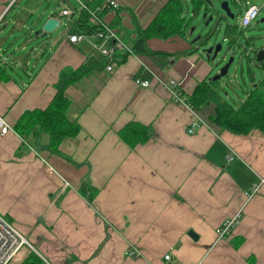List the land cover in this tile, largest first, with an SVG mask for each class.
<instances>
[{
  "label": "crops",
  "instance_id": "obj_1",
  "mask_svg": "<svg viewBox=\"0 0 264 264\" xmlns=\"http://www.w3.org/2000/svg\"><path fill=\"white\" fill-rule=\"evenodd\" d=\"M118 2L102 17L132 46L136 27L146 28L167 0ZM63 3L43 10L30 0H0V64L9 74L0 83V115L12 127L25 111L49 106L62 69L93 67L67 89L68 117L81 129L58 153L48 149L47 133L23 138L0 128V214L28 243L8 264H23L29 249L44 264H264V133L222 129L210 120L212 104L192 111L158 80L182 79L186 96L209 80L211 63L187 36L153 37L154 54L121 53L107 72L89 44L64 39L60 13L71 0ZM34 9L40 28L29 26ZM53 17L65 26L61 35L56 28L30 47L33 31L40 37ZM195 116L202 122L190 133ZM131 122L152 131L134 148L119 134ZM233 218L231 233L218 239L216 230Z\"/></svg>",
  "mask_w": 264,
  "mask_h": 264
},
{
  "label": "trees",
  "instance_id": "obj_2",
  "mask_svg": "<svg viewBox=\"0 0 264 264\" xmlns=\"http://www.w3.org/2000/svg\"><path fill=\"white\" fill-rule=\"evenodd\" d=\"M83 1L91 7L100 5L94 1ZM232 1L238 4V0ZM191 2L193 18L197 17L202 11H210L206 0H191ZM184 12L185 6L183 0H167L154 20L146 28H140L137 24V39L131 47L132 52L134 54H154L147 44L148 40L153 37L162 39L184 38L193 20L192 17L187 19L184 16ZM72 26L82 32H90L97 27L84 13L75 20ZM237 29V25H229L225 28V35L229 36L230 43L236 40L232 37V34ZM247 44V48L251 47L250 41H247ZM183 53L186 54L188 51ZM246 56L249 62L252 61L256 66L264 68V59L257 63L250 56ZM255 56H258L257 52H255ZM92 69L93 67L88 64H83L78 68L66 67L62 69L59 79L55 84L56 95L49 106L43 110L25 111L13 126L14 131L23 138L28 137L30 133H33L36 138H39L42 133H47L50 137L48 149L54 153H58L60 144L66 138L76 136L81 129L77 121H72L68 117V109L71 102L67 89L86 76ZM249 75L252 77L251 70H249ZM7 79H9V74L4 65L0 64V83ZM256 83L246 93L243 101L238 106H234L223 96L222 92L226 91V89L222 87L219 81L213 80L199 82L192 94L187 95V101L196 109L212 104L214 106V113L210 116V120L222 129L237 134H247L253 128H258L264 133V75ZM151 132L150 127L138 122H131L122 128L119 134L124 141L134 148L138 144L146 143L151 137ZM82 189L85 190V187ZM23 264L44 263L34 251L29 249L23 260Z\"/></svg>",
  "mask_w": 264,
  "mask_h": 264
},
{
  "label": "rangeland",
  "instance_id": "obj_3",
  "mask_svg": "<svg viewBox=\"0 0 264 264\" xmlns=\"http://www.w3.org/2000/svg\"><path fill=\"white\" fill-rule=\"evenodd\" d=\"M29 1V0H26ZM34 5H37L36 9H48L58 10L61 5H63V0L58 1H48V0H30ZM229 1V6L232 13L235 14V18L223 19L221 24L214 29L213 35L209 39V44L206 47L217 46L219 44L222 45V49L218 54V57L215 61H209L206 58V55L203 53V48L199 50V52L204 56L205 60L211 63L213 67V72L211 73L210 78L214 77L217 72L223 67L231 57H234V60L228 70V74L219 80L222 87L226 89L223 91V96L231 102L234 106L240 105L245 97L246 93L254 87L256 82L264 75V68L256 66L252 61L249 62L247 60V56L249 55L251 58L254 57L255 51L258 53L260 51H264V0H238V4H235L232 0H212L213 6L215 8H219L222 15L225 12L222 10L221 5L223 2ZM191 0H183V4L185 6L184 16L188 18H193L192 16V5ZM250 4H256L260 7V13L258 17L252 22V25L249 28L242 29L240 25L242 10L245 7H248ZM69 5V4H67ZM71 5L76 6L75 0H71ZM244 7V8H243ZM204 11L200 12V14L193 18L191 27L188 29L186 36L189 39L190 43L194 41V39L198 35L205 36L214 26L216 21L218 20V15L216 13H212L208 16H204ZM210 16H213V19L209 22L207 26L206 23L209 20ZM29 26L33 28L38 25V27L42 23V17H39L36 10L31 12L29 18ZM229 23L230 25H238V29L232 34L236 40L232 43L229 42V36L225 35V26ZM41 27V26H40ZM39 27V28H40ZM195 27V30L192 34H190V29ZM65 26L57 28L54 33L56 37H59ZM39 30L33 31V38L30 43V47L34 45H38L39 42H46L48 37H37L36 32ZM21 37H17L11 40L12 43H18ZM127 41H134L126 38ZM129 39V40H128ZM231 41V40H230ZM247 41H250L251 47L247 48ZM192 45V43H191ZM194 47H197V43L193 44ZM253 50H252V49ZM34 61H32V66ZM249 70L252 71V77L249 75ZM19 74L22 73V70L18 71ZM221 91V90H219Z\"/></svg>",
  "mask_w": 264,
  "mask_h": 264
},
{
  "label": "built area",
  "instance_id": "obj_4",
  "mask_svg": "<svg viewBox=\"0 0 264 264\" xmlns=\"http://www.w3.org/2000/svg\"><path fill=\"white\" fill-rule=\"evenodd\" d=\"M76 2V7L71 6L69 3V5L60 13V17L65 18L64 22L66 31L64 33V39L73 45L80 43L89 44L91 50L98 52L104 59V70L107 72L113 71L121 60L119 54L123 53L127 56L129 54H133L131 48L132 46L127 45L120 37L118 31L114 28V25L106 22L102 17V12L105 10L118 9L120 7L118 0H107L103 4L96 7L89 6L83 0H76ZM83 13L87 15L88 19L96 24L97 27L90 32H82L79 30L73 32L72 29H74V27L72 25ZM259 13L260 7L255 4H250L243 12L239 26L242 29L249 28L252 25V22L258 17ZM59 22H61V20H59ZM160 79L161 78H158L161 83L170 86L172 98L185 104L187 108L193 111V106L187 101V95L185 96L182 92V79H170L166 82H163V80ZM135 81L142 87H148L149 85V80L137 78ZM195 119L196 120L192 121L189 128L190 133H193L194 128L198 125V123L202 122L200 116H195ZM0 128L2 133H6L10 130L14 131L13 127L1 115ZM232 159L233 156H229V160ZM236 221L237 218H233L223 222V224L216 230L217 238L222 239L226 235L230 234ZM27 245L28 243L25 237L19 232L13 222L6 216L0 214V264H8L9 262L18 259ZM128 254L134 256L137 255L134 251H129ZM166 258L169 259L170 256L167 255Z\"/></svg>",
  "mask_w": 264,
  "mask_h": 264
},
{
  "label": "water",
  "instance_id": "obj_5",
  "mask_svg": "<svg viewBox=\"0 0 264 264\" xmlns=\"http://www.w3.org/2000/svg\"><path fill=\"white\" fill-rule=\"evenodd\" d=\"M208 6L210 7V11L209 12H204L205 13V17L212 14V13H216L218 15V20L215 23V26L205 35H198L192 43V45L195 43H197V47H195L196 51H199L200 49L203 48V53L206 55L207 60L209 61H215L216 58L218 57L219 52L222 49V45L219 44L217 46H211V47H206L209 44V39L211 38V36L213 35L214 29L219 26L222 22L223 19H233L235 18V14L232 13L230 6H229V1H225L222 3L221 8L222 10L225 12V14L222 15L221 11L219 8H215L213 6L212 0H206ZM213 19V16H210L209 20L207 21L206 25H209V22ZM264 21V20H263ZM59 25V19L58 18H49L46 23L43 25L42 27V32L40 34L41 37H45L48 35V33H52ZM230 24L227 23L225 28L227 26H229ZM195 30V27L190 29V34H192ZM36 34L39 35V32H36ZM250 48V47H249ZM249 56V55H248ZM254 61H256L257 63L261 62V60L264 59V51H260L258 53V56L253 57ZM234 60V57H231L228 62L220 68V70L217 72V74L210 78V80L213 81H219L221 78L225 77L228 74V70L232 64ZM191 236L195 237V233L193 231L189 232Z\"/></svg>",
  "mask_w": 264,
  "mask_h": 264
}]
</instances>
